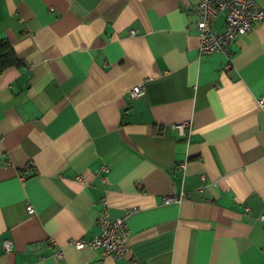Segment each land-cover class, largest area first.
<instances>
[{
	"label": "crops",
	"instance_id": "1",
	"mask_svg": "<svg viewBox=\"0 0 264 264\" xmlns=\"http://www.w3.org/2000/svg\"><path fill=\"white\" fill-rule=\"evenodd\" d=\"M197 1L0 0V264H264V21L201 54Z\"/></svg>",
	"mask_w": 264,
	"mask_h": 264
},
{
	"label": "built area",
	"instance_id": "2",
	"mask_svg": "<svg viewBox=\"0 0 264 264\" xmlns=\"http://www.w3.org/2000/svg\"><path fill=\"white\" fill-rule=\"evenodd\" d=\"M188 3L189 0H183ZM194 12L197 15L196 28L199 39V52L201 54L222 52L230 53V43L236 36L249 32L260 21H264V6L257 0H198L194 5ZM222 13L223 19L221 29L215 27L217 16ZM143 85L138 83L128 89L130 97H137L142 94ZM258 105L264 109V97L257 100ZM187 122H177L174 127L180 135L187 134ZM184 169V163L179 165ZM180 200L181 195L174 193L166 195L165 200ZM106 207V206H105ZM29 213L33 212L30 203L26 205ZM128 209L119 219H110L107 210L103 211L97 219L99 232L88 239L73 238L69 240L76 249L86 246L100 247L105 253H111L114 256L122 255L129 250V226L127 217ZM264 220V214L259 216ZM3 248L8 251L12 247L11 239L2 241ZM62 257L61 252L57 253Z\"/></svg>",
	"mask_w": 264,
	"mask_h": 264
},
{
	"label": "trees",
	"instance_id": "3",
	"mask_svg": "<svg viewBox=\"0 0 264 264\" xmlns=\"http://www.w3.org/2000/svg\"><path fill=\"white\" fill-rule=\"evenodd\" d=\"M18 62L10 44L6 40L0 41V72L10 65L18 64Z\"/></svg>",
	"mask_w": 264,
	"mask_h": 264
}]
</instances>
